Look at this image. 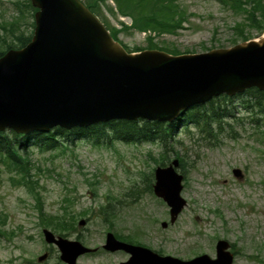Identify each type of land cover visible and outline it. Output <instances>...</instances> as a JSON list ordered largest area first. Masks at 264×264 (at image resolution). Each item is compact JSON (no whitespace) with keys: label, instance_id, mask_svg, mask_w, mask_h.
I'll return each instance as SVG.
<instances>
[{"label":"rangeland","instance_id":"1","mask_svg":"<svg viewBox=\"0 0 264 264\" xmlns=\"http://www.w3.org/2000/svg\"><path fill=\"white\" fill-rule=\"evenodd\" d=\"M18 1L0 0V25L6 28L16 19L28 35L33 32L30 24L34 19L27 6H15ZM259 1L264 8V0ZM177 2L184 14L181 27L160 36L152 31H124L119 23L130 25V18L106 7L102 10L108 27L119 29V42L132 50H147L153 44L156 50L167 53L199 54L243 42L238 27L245 28L248 40H260L264 34L246 27L244 11L234 12L219 0ZM108 4L113 6L111 1ZM17 34L16 30L3 34L0 29L7 42H15L13 35ZM3 47L0 42V49ZM232 100L235 115L244 117V99L238 95ZM227 112L231 110L227 108ZM254 127L245 123L244 130L235 129V139L228 137V127L214 140H206L193 128L188 135H178L182 145L175 150L183 156L184 164L177 170L183 177L180 197L186 207L166 230L159 223H169V208L148 189L153 175L150 182L146 178L160 165L155 161L164 151L158 145L113 143L95 147L80 141L63 153L41 154L33 149L27 167L34 184L13 181L20 180L22 172L1 164L0 264H63L57 249L43 240L41 210L73 226L63 237L88 247L100 245L111 223L117 231L123 226L122 234L133 239L161 245L172 242L208 253H213L216 240L225 239L237 251L233 264H264V128ZM166 155L170 163L174 152L168 149ZM233 169L240 170V178L234 177ZM108 207L107 215L113 213L105 217L103 211ZM80 220L85 221L84 226H78ZM44 253L48 257L39 263L37 258ZM103 258L85 257L77 262L96 264Z\"/></svg>","mask_w":264,"mask_h":264},{"label":"water","instance_id":"2","mask_svg":"<svg viewBox=\"0 0 264 264\" xmlns=\"http://www.w3.org/2000/svg\"><path fill=\"white\" fill-rule=\"evenodd\" d=\"M30 1L37 9L31 40L0 57V132L48 133L56 127L71 130L114 120L169 123L215 97L252 88L264 91V34L260 40L199 54L155 49L128 53L80 0ZM178 167L174 159L153 173L152 192L170 208V223L186 206ZM232 174L241 177L238 169ZM42 234L66 264H76L90 252L48 229ZM227 246L219 240L216 259L204 255L189 262L121 243L112 234L103 248L130 252L129 263L134 264H231ZM46 258L43 254L37 261Z\"/></svg>","mask_w":264,"mask_h":264},{"label":"trees","instance_id":"3","mask_svg":"<svg viewBox=\"0 0 264 264\" xmlns=\"http://www.w3.org/2000/svg\"><path fill=\"white\" fill-rule=\"evenodd\" d=\"M98 19L105 25L110 32L112 38L119 42V29L108 27L103 16V7H106L112 13L118 14L121 17H128L131 19V24L126 25L120 22V27L124 31L134 30L138 32L152 31L156 36L162 33H175L179 29L180 23L184 20V14L180 10L178 0H80ZM111 1L112 7L108 4ZM223 5H228L234 12L244 11L246 13L247 25L251 30L264 32V8L259 0H219ZM24 2V3H23ZM16 7L21 8L27 6L30 10V16L34 19V14L37 11L32 6L30 0H21L16 2ZM25 8V7H24ZM249 23V24H248ZM34 21L30 26L34 30ZM3 34H14L15 42H7L5 37L0 36V42L3 48L0 49V57L10 49H21L29 43L32 33L26 35L18 25L16 19L8 24V27L0 25ZM245 28L238 27L236 31L239 33L241 40H248V36L244 31ZM120 43V42H119ZM121 44V43H120ZM122 45V44H121ZM128 52H138L140 50L128 49L127 46L122 45ZM157 46L151 44L149 49H156ZM161 50V49H157ZM164 51V50H162ZM169 54L177 55L176 51L168 52ZM238 96V95H236ZM234 97H227L221 95L213 98L209 102L193 107L188 111L182 113L177 119L172 122H156V121H126L115 120L106 123L92 125L88 128L72 129L65 131L60 128H54L49 133H31L28 135L15 134L12 131L0 132V165L6 168H11L12 171L22 172L20 180H13L17 183L34 184L31 180L30 168L27 167L29 163V156L31 150H35L41 154L47 152H61L66 151L67 147L76 145L80 141H89L93 146H111L113 143L120 144H140L149 143L160 146L164 154L160 155L156 164L165 166L169 163V157L166 155L168 149L174 152V158L178 160L179 167H183L184 159L175 147L182 145V142L177 138L179 134H190L189 128H193L203 135L204 138L216 139L219 134L225 132L228 127L229 136L232 139L237 138V128L244 130L245 123L252 124L255 127L264 128V91L252 88L245 90L240 94L243 100V114L244 117H238L234 113L236 108ZM227 108L231 112H227ZM29 166V165H28ZM148 182L152 179V174L146 176ZM149 191L152 192V185H148ZM104 216L106 217V211ZM113 212L107 216H111ZM40 226L50 228L54 233L62 235L67 230L70 231V226H66L61 220L47 216L40 211Z\"/></svg>","mask_w":264,"mask_h":264},{"label":"flooded vegetation","instance_id":"4","mask_svg":"<svg viewBox=\"0 0 264 264\" xmlns=\"http://www.w3.org/2000/svg\"><path fill=\"white\" fill-rule=\"evenodd\" d=\"M180 214L177 216L176 219L180 217ZM163 222L159 223L160 226ZM110 224H108V226L106 227V230L103 232L102 237H101L102 241L98 243L100 244L99 246L88 247L87 245L83 244V242H81L82 245H84L86 248H89L91 251L87 254H83L79 256L76 260V264L79 263L77 261H80V259H83L85 257L94 258L100 255L104 258L99 263H96V264H134V263H129L132 258V254L130 252L124 249H116V250L110 251V250H106L103 248L105 241H106L107 234H112L114 238L121 243L129 244L134 247L145 248L147 250H150L157 256L171 257V258L177 259L182 262H189L191 260H194L204 255L208 256L210 259L216 258L215 246H216V242L220 239L216 240L213 253H208L206 249L204 251L202 249L195 250L194 247H189V249H187L186 247L183 248V245L174 246L172 245V242L169 245L167 244L161 245V244H152L150 242H146L141 239H133L134 237L130 238L122 234V232L124 231L123 226L119 225V231H117V228L115 227V225H110ZM174 224L175 222L174 223L169 222L168 224H166L165 227L161 226V229L163 230L169 229ZM165 243H169V242H165ZM227 243H228V246L226 248V252H229L231 254L232 264H233L235 260V256L237 255V251L235 249V246L232 243H230L229 241H227Z\"/></svg>","mask_w":264,"mask_h":264}]
</instances>
